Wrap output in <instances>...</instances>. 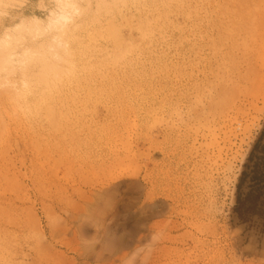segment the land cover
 Masks as SVG:
<instances>
[{
	"label": "rangeland",
	"instance_id": "374dc122",
	"mask_svg": "<svg viewBox=\"0 0 264 264\" xmlns=\"http://www.w3.org/2000/svg\"><path fill=\"white\" fill-rule=\"evenodd\" d=\"M99 4L75 78L27 117L0 100V264H124L154 232L146 264H264L232 212L264 128V83L238 78L254 45L264 75V0Z\"/></svg>",
	"mask_w": 264,
	"mask_h": 264
},
{
	"label": "clouds",
	"instance_id": "9594fccd",
	"mask_svg": "<svg viewBox=\"0 0 264 264\" xmlns=\"http://www.w3.org/2000/svg\"><path fill=\"white\" fill-rule=\"evenodd\" d=\"M99 0H0V100L27 117L78 74ZM161 238L152 233L124 264H146Z\"/></svg>",
	"mask_w": 264,
	"mask_h": 264
},
{
	"label": "trees",
	"instance_id": "16d2710c",
	"mask_svg": "<svg viewBox=\"0 0 264 264\" xmlns=\"http://www.w3.org/2000/svg\"><path fill=\"white\" fill-rule=\"evenodd\" d=\"M232 212L238 225L264 236V128L242 165Z\"/></svg>",
	"mask_w": 264,
	"mask_h": 264
},
{
	"label": "bare ground",
	"instance_id": "6f19581e",
	"mask_svg": "<svg viewBox=\"0 0 264 264\" xmlns=\"http://www.w3.org/2000/svg\"><path fill=\"white\" fill-rule=\"evenodd\" d=\"M114 1V0H113ZM133 2V1H132ZM113 4V3H112ZM125 4V3H124ZM109 6V5H108ZM107 6V7H108ZM123 6V5H122ZM104 10H106V9H104ZM107 13V12H106ZM132 15V14H131ZM98 34V33H97ZM99 39V38H98ZM254 44H257L256 42H254ZM127 51V50H126ZM258 55V46L257 45H254L253 47H251V48H249V50H248V52H247V55H252L251 56V59H252V61H251V59L250 58H248V63H247V65L245 66V68H243L242 69V73L243 74H241L240 72H239V75H238V78H239V80H241L240 82H245V84H246V86L247 85H249V91L250 92H252V90H254L255 89V87H260L261 85H262V83H264V75L263 76H260V74L258 73V71H260V68L259 67H257L256 65H255V60L257 59L258 60V58H257V55ZM255 55H256V57H255ZM113 58V57H112ZM224 58V57H223ZM260 59V58H259ZM224 60V59H223ZM262 69V68H261ZM184 91V90H183ZM218 91V90H217ZM219 98V97H218ZM206 105V104H205ZM93 144L96 146V144L94 143V142H89V143H87V146L89 147L88 149H91L92 147H93ZM151 145V144H150ZM155 145V144H154ZM154 149L156 150V149H158L157 147H154ZM159 150V149H158ZM92 151V150H91ZM165 157V156H164ZM169 157V156H168ZM163 160V159H162ZM153 167L154 168H157V167H159V165L158 164H153ZM124 175H126V174H121L120 173V175H119V177H121V176H124ZM127 176V175H126ZM130 178H132V179H138V175L137 174H131L130 176H129ZM151 195V196H150ZM156 195V193L154 192V191H152V193H150V194H148V200L150 199H152V197L153 196H155Z\"/></svg>",
	"mask_w": 264,
	"mask_h": 264
}]
</instances>
